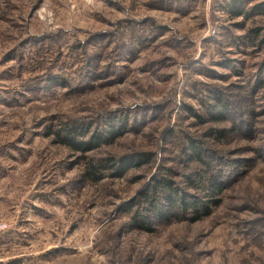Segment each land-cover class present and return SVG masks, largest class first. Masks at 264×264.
Returning a JSON list of instances; mask_svg holds the SVG:
<instances>
[{
  "label": "rangeland",
  "instance_id": "1",
  "mask_svg": "<svg viewBox=\"0 0 264 264\" xmlns=\"http://www.w3.org/2000/svg\"><path fill=\"white\" fill-rule=\"evenodd\" d=\"M0 264H264V0H0Z\"/></svg>",
  "mask_w": 264,
  "mask_h": 264
},
{
  "label": "trees",
  "instance_id": "2",
  "mask_svg": "<svg viewBox=\"0 0 264 264\" xmlns=\"http://www.w3.org/2000/svg\"><path fill=\"white\" fill-rule=\"evenodd\" d=\"M231 6V5H230ZM232 7H236L235 4H232ZM235 12H240L238 9H235ZM216 100L218 102L217 106L220 107L219 112L217 114H214L212 116V119L218 120L222 115L232 113L234 110V106L231 105V103L228 100H223L220 96H216ZM237 108V107H236ZM126 125L125 123L122 124L120 127L115 126L114 124L111 125V129L108 131V135L106 137L102 136V134H99L96 136V140L91 142L92 146H97L100 144L101 141L104 143H107L109 139H113L117 137L119 134L123 132L122 128ZM66 134L64 135V138L61 137L60 135V142H63L64 144H68L72 147H75L77 149L81 150H88L85 147L84 142H79L77 140V135L81 134V131H79V128L76 126L68 125L66 126ZM216 135L217 137L224 136V130H216ZM112 136V138H111ZM193 143V141H192ZM197 158L200 161H203L202 157V151H196ZM119 161V164H118ZM204 162V161H203ZM137 163L136 157H129V156H124L120 160L113 156H108L105 158H102L99 161H96L94 159H91L88 161V167H87V175L90 176L92 181L98 182L103 178V171L104 169L108 168H114L117 169V173L115 174H122L130 166L133 164ZM223 173L220 171L216 176H211L207 179H203L202 185H203V190H206V192L209 193L208 197L209 199L202 201H187L185 196H181L179 200L177 199L176 204L171 203V208L170 210L167 209H162L158 205L155 204L154 199L150 200V204L152 206V210L157 214L159 217L158 219H169L172 217L178 216V212H185L188 209H192L193 212H195V219L201 218L203 215H209L212 212V207L217 206L220 204V198L218 195H220L223 191V187L225 186L224 182L222 181ZM190 183H194V181H190ZM167 185V183H166ZM168 186V185H167ZM172 189V188H171ZM170 200V199H169ZM174 205H178L175 207ZM169 211V212H167ZM140 222L138 225L142 228L147 226L148 222L145 221V219L139 220Z\"/></svg>",
  "mask_w": 264,
  "mask_h": 264
}]
</instances>
